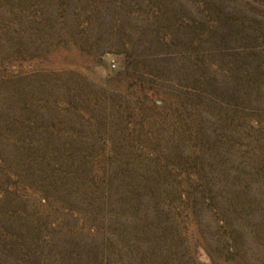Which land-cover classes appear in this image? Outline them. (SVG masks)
Instances as JSON below:
<instances>
[{"label": "rangeland", "instance_id": "1", "mask_svg": "<svg viewBox=\"0 0 264 264\" xmlns=\"http://www.w3.org/2000/svg\"><path fill=\"white\" fill-rule=\"evenodd\" d=\"M0 264H264V0H0Z\"/></svg>", "mask_w": 264, "mask_h": 264}]
</instances>
